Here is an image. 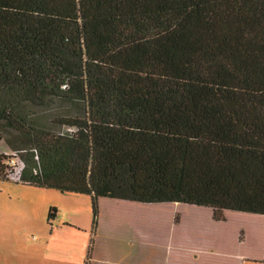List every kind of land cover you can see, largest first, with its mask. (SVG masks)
Segmentation results:
<instances>
[{"label": "trees", "instance_id": "obj_1", "mask_svg": "<svg viewBox=\"0 0 264 264\" xmlns=\"http://www.w3.org/2000/svg\"><path fill=\"white\" fill-rule=\"evenodd\" d=\"M0 141L15 183L90 197L94 229L102 200L169 209L171 232H143L167 264L264 263V233L228 262L178 211L264 218V0H0Z\"/></svg>", "mask_w": 264, "mask_h": 264}, {"label": "rangeland", "instance_id": "obj_2", "mask_svg": "<svg viewBox=\"0 0 264 264\" xmlns=\"http://www.w3.org/2000/svg\"><path fill=\"white\" fill-rule=\"evenodd\" d=\"M66 130V129H65ZM65 132H70L66 130ZM0 153L10 156L9 166L14 168L19 165L20 159L12 153L3 141H0ZM14 182H11L13 184ZM14 185V184H13ZM9 183L0 182V212L6 210V203L10 202L11 207H15L16 215L12 220L10 228L15 232H0V247L7 246L6 239L10 236L11 241H15L17 247L34 245L41 240L42 233L49 235L50 245L55 240H61V232H171L172 216L170 210L159 211V216L150 219L148 216L140 218L135 212L120 211L116 213L114 207L117 202L102 200L99 204L98 226L93 228V213L90 197L63 193L47 189L38 188H15ZM176 211L175 205H167ZM56 210L55 218L48 222L47 216L50 209ZM144 209V208H143ZM162 208H159V210ZM155 210V209H154ZM183 214V225L187 230L193 229L201 232H214L219 234L225 244V261L229 258L237 257V238L239 231L243 229L251 235L254 240L258 235L264 233L263 216H254L228 212L225 223H214L211 221L210 213L206 209H196L189 206H180L179 210ZM121 218L119 220L116 218ZM4 220V217H2ZM7 228L9 225L5 220L2 222ZM60 229L53 230L56 225ZM104 227L103 229L101 227ZM21 230V232H19ZM185 230V229H184ZM98 235V234H97ZM108 238L114 237L105 234ZM104 236V237H106ZM262 236V235H260ZM10 241V242H11ZM59 241L56 243L59 244ZM224 250V247H223ZM39 253L33 250L31 262L36 264ZM8 258L5 252L0 253V260ZM17 264L24 263V255L17 254L13 259ZM41 260V258H40ZM47 264H57L53 258L47 257ZM229 262V261H228ZM227 262V263H228ZM245 264H264L256 262H245Z\"/></svg>", "mask_w": 264, "mask_h": 264}, {"label": "crops", "instance_id": "obj_3", "mask_svg": "<svg viewBox=\"0 0 264 264\" xmlns=\"http://www.w3.org/2000/svg\"><path fill=\"white\" fill-rule=\"evenodd\" d=\"M0 182L14 184L15 188H34L15 182L11 184L12 181ZM5 205L6 210L0 212V232H15L13 227L10 228L9 220H12L17 214L16 209L11 207L10 202ZM5 220L9 228L2 223ZM59 225H56L53 230L60 229ZM105 234L106 232H103V235L98 236L94 232H61V240H55L53 245H50L49 235L42 233L39 242L24 247L14 245L15 241H11L8 235L7 246L0 247V253L5 252L8 258L0 260V264H17L13 260L17 254L24 255L23 264H34L31 262L33 250L39 253L40 264H47L44 261V258L47 260V257L53 258L57 264H167L168 247L147 243L143 232L131 235L130 239L108 238ZM58 241L59 244L56 245Z\"/></svg>", "mask_w": 264, "mask_h": 264}, {"label": "built area", "instance_id": "obj_4", "mask_svg": "<svg viewBox=\"0 0 264 264\" xmlns=\"http://www.w3.org/2000/svg\"><path fill=\"white\" fill-rule=\"evenodd\" d=\"M9 166V164H8ZM14 168H10L9 172H8V178L12 181V182H18L20 180V173L22 171V169L24 168V164L23 162L20 160L19 161V165L16 167L15 165L13 166Z\"/></svg>", "mask_w": 264, "mask_h": 264}]
</instances>
